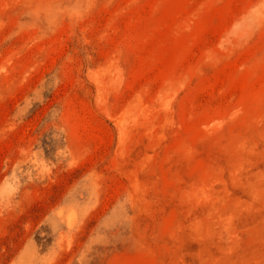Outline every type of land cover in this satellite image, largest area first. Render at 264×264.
<instances>
[{
  "label": "rangeland",
  "instance_id": "obj_1",
  "mask_svg": "<svg viewBox=\"0 0 264 264\" xmlns=\"http://www.w3.org/2000/svg\"><path fill=\"white\" fill-rule=\"evenodd\" d=\"M0 264H264V0H0Z\"/></svg>",
  "mask_w": 264,
  "mask_h": 264
}]
</instances>
